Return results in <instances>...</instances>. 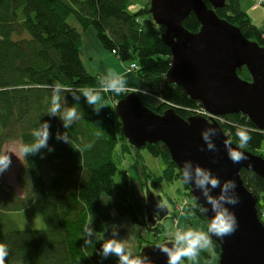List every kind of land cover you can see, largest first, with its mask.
Wrapping results in <instances>:
<instances>
[{
	"label": "trees",
	"instance_id": "obj_1",
	"mask_svg": "<svg viewBox=\"0 0 264 264\" xmlns=\"http://www.w3.org/2000/svg\"><path fill=\"white\" fill-rule=\"evenodd\" d=\"M138 1L142 0H0V152L8 140L32 143V132L43 121L50 123L48 144L53 149L22 155L15 174L20 194L0 181V242L8 245L6 264H117L115 256L99 255L105 225L112 219L111 210L118 216H129L135 224L140 225L144 219L146 222L145 204L138 202L126 172L118 166L114 150L118 139L107 115L111 110L108 94L119 100L126 93L102 92L106 106L99 114L81 96L78 110L82 118L66 129L59 117L47 113L49 86L56 82L72 90L100 87L102 76L88 71L83 63L79 27L82 31L92 30L97 43L121 62H137L134 73L145 88H156L163 101L161 108L166 107L159 106L156 112L171 106L184 118L198 115L202 104L189 97L180 85L164 82L171 62L169 47L160 37L164 29L153 22L149 0L136 10L129 9ZM240 1L225 0L216 14L263 46V30L250 21ZM205 4L209 5L208 1ZM182 24L198 31L199 22L193 13ZM237 72L240 78L250 80L244 66ZM65 97L69 105L74 103L70 93ZM217 122L237 145V128H247L251 140L244 149L264 157L256 153L264 132L246 115L225 114ZM57 132L66 133L69 143L58 140ZM144 148L175 164L162 142L149 143ZM175 174L179 176V170L167 172L165 177L170 180ZM240 176L259 197L256 208L260 211L264 202L263 178L248 169H242ZM184 188L189 190L186 183ZM112 195L115 198L109 199ZM191 205L196 215L206 221L201 205L195 200ZM91 219L95 235L86 244L83 229ZM212 249L219 251L213 240Z\"/></svg>",
	"mask_w": 264,
	"mask_h": 264
},
{
	"label": "water",
	"instance_id": "obj_2",
	"mask_svg": "<svg viewBox=\"0 0 264 264\" xmlns=\"http://www.w3.org/2000/svg\"><path fill=\"white\" fill-rule=\"evenodd\" d=\"M224 3L225 0H149L151 18L163 26L160 37L170 50L171 62L164 82L180 85L209 113L216 116L241 113L264 132V45L250 40L236 25L216 14ZM190 13L199 22L198 31L186 29L182 24ZM242 66L247 68L251 80L238 75ZM114 113L120 118L123 137L135 149L162 142L182 181L180 169L185 160L210 169L222 182L235 181L239 202L228 207L234 212L238 226L223 239L212 237L219 245L217 264H264V222L258 218L256 208L259 197L244 185L240 176L242 169H248L264 180V157L243 148L238 150L246 159L233 163L225 142H230L234 149L238 145L229 140L215 119L209 121L202 115L184 118L171 106L156 113L142 103L136 91L116 101ZM209 126L216 129L215 152L206 148L201 137L202 130ZM186 184L193 200L207 207L200 190L194 184ZM212 191L215 195L219 189ZM145 202L148 225L167 215V207L153 191L146 190ZM212 214L209 208L205 214L207 221ZM165 242L144 245L138 254H147L154 264H167L166 255L157 247Z\"/></svg>",
	"mask_w": 264,
	"mask_h": 264
},
{
	"label": "clouds",
	"instance_id": "obj_3",
	"mask_svg": "<svg viewBox=\"0 0 264 264\" xmlns=\"http://www.w3.org/2000/svg\"><path fill=\"white\" fill-rule=\"evenodd\" d=\"M49 87L51 98L47 113L50 116L59 117L64 129L69 128L74 121L82 118V114L78 110L81 96L84 98V102L91 106L94 112L99 114L100 110L106 106L102 103V92L111 91L120 94L129 90L126 74L118 73L112 69H108L101 77L100 87L98 88L87 87L72 90L65 88L59 82ZM65 93L71 94L74 103L68 104ZM50 127L48 121L39 123V127L32 132L33 142L22 144L19 149L24 157L30 154H37L45 148L49 151L53 150L48 144L51 136ZM215 135L216 129L211 126L201 132L206 148L213 152L216 151V144L213 140ZM236 135L239 140L237 149L232 148L230 142H225L228 156L233 163H239L246 159L244 153L238 149H243L251 140V135L247 128L238 127ZM56 138L69 143L64 132H57ZM8 153L7 151L0 152V173L7 171L11 165V157ZM180 171L184 183L194 184L203 195L207 207H201L200 211L207 214L210 208L213 214L208 221L206 229L177 226L171 233L169 240L157 247L166 255L167 264H183L185 260L196 264L201 251L212 246L213 236L223 239L225 236L235 232L238 222L234 212L231 211L228 205L237 204L239 196L235 192V181L227 179L222 182L210 169L195 164L190 160L183 161ZM214 189H219V192L215 195H213L212 191ZM91 223L92 219L85 224L83 229L86 244H90L92 242L91 237L95 235ZM8 251V245L0 242V264H6ZM99 255L103 258L115 256L118 258L117 264H154V261L147 254H137L133 245L127 239L119 238L115 226L113 227L112 235L107 239H103Z\"/></svg>",
	"mask_w": 264,
	"mask_h": 264
},
{
	"label": "rangeland",
	"instance_id": "obj_4",
	"mask_svg": "<svg viewBox=\"0 0 264 264\" xmlns=\"http://www.w3.org/2000/svg\"><path fill=\"white\" fill-rule=\"evenodd\" d=\"M146 2V0L133 2L129 9L136 10ZM263 3L264 1L261 2V4ZM69 22L72 23V19H69ZM103 50L106 53L110 54L109 51L105 49ZM113 58L117 63L121 62L115 54ZM98 61H100V64L110 69L108 64L109 60L107 57L99 58L96 56L91 59L84 58L83 63L88 67L91 66L92 63L97 64L95 62ZM126 64H128V62H126L125 65ZM90 71H93L92 68L90 69ZM128 89L129 90L122 93L127 94L130 91H136L142 103L154 108V112H156L155 108H158L159 106L161 108L163 101L161 100V97L156 94L155 87L146 86L145 88L144 86V88L142 89L139 86H136V84H131L128 86ZM108 96L109 107L111 108V110L107 115L108 118H111L113 122V128L115 129V133L118 139L116 147L114 148L119 160L118 166L122 171L126 172L129 187L139 203H146L145 197L147 189L148 191H153L155 195H157V193L159 192L161 196L159 202L167 207L168 213L167 215H164V217L158 223L148 225L144 219L139 225L135 224L131 220V218H129V216H118L112 209V219L105 225L106 228L104 233L102 234V237H104V239L110 237L112 235L113 227L115 226L116 231L118 232V237L120 238V225L124 224V222L129 223L130 225L132 224L133 230H131L128 235L130 238L129 242L133 245L135 252L138 254L144 245L168 241L171 233L176 229L177 226L185 228L192 227L206 229L208 221L201 220L192 210L191 204L194 200L192 198L191 190L190 188V191L184 188V181H182L181 175L178 176V174H175L172 176V178H170V180H167V178L165 177V174L167 172L169 173L173 170L178 171L177 167H174L175 164H170L161 155L153 156L152 154L148 153V151L144 147L135 149L131 144L128 143V141L123 137L122 134L120 118L117 117L114 113V104L116 101H118V98L117 96L112 97L109 94ZM154 99H156L158 103H156ZM152 101H154L156 104L152 103ZM21 145L22 144L18 140H8L4 143L1 150V152H9L8 154L11 157V165L7 169V171L0 173V181L6 183L9 186L11 185L18 194H20L21 191L20 187H18L17 185L15 174L22 162V154L19 150ZM256 153L264 154V140L262 141L261 148H259V150L257 149ZM113 198H115L114 195L109 197V199ZM258 212V218L264 221V202L261 203L260 211ZM217 261L218 253L214 252L211 246L201 251L196 264H217ZM183 264H192V262L185 260Z\"/></svg>",
	"mask_w": 264,
	"mask_h": 264
},
{
	"label": "crops",
	"instance_id": "obj_5",
	"mask_svg": "<svg viewBox=\"0 0 264 264\" xmlns=\"http://www.w3.org/2000/svg\"><path fill=\"white\" fill-rule=\"evenodd\" d=\"M240 4L243 8V10L248 14L250 21L256 25L259 29L263 30L264 32V3L259 5L257 3H254L253 0H241ZM74 22H72L73 24ZM76 25V24H75ZM77 26V25H76ZM78 27V26H77ZM79 32L81 33V40L83 43V46H81L80 53L82 54V60L84 61V58L91 59L93 57H107L108 58V64L109 68L122 74H126L127 78V86L133 84L136 86H139L140 88H144V84H142L141 79L138 77L137 73H134L132 71H129L127 69V65H125L126 62H119L117 63L116 60L113 58L114 54L106 53L103 48L100 46L99 43H97L94 32L92 30H85L82 31L78 27ZM97 64L92 63L91 66H86L87 70L90 71L92 68L93 73H97L101 76H103L108 68L102 64H100V61L95 62ZM159 194V192H158ZM120 228V227H119Z\"/></svg>",
	"mask_w": 264,
	"mask_h": 264
},
{
	"label": "built area",
	"instance_id": "obj_6",
	"mask_svg": "<svg viewBox=\"0 0 264 264\" xmlns=\"http://www.w3.org/2000/svg\"><path fill=\"white\" fill-rule=\"evenodd\" d=\"M253 1H254V3L261 4V2H263L264 0H253ZM127 69L129 71H135L136 69H138L137 62H135V61L134 62H128ZM196 114H198L200 116L201 115L204 116L209 121H211L212 119H215L216 121L218 119L219 120L221 119V116H216L214 114L209 113L208 111H206V109L203 106H201L200 110H197Z\"/></svg>",
	"mask_w": 264,
	"mask_h": 264
},
{
	"label": "bare ground",
	"instance_id": "obj_7",
	"mask_svg": "<svg viewBox=\"0 0 264 264\" xmlns=\"http://www.w3.org/2000/svg\"><path fill=\"white\" fill-rule=\"evenodd\" d=\"M154 101L158 103L156 99H154ZM154 101H152V103L156 104ZM119 230H120V233H119L120 238L127 239L129 241L130 238L128 235H129V232L133 230V225L132 224L130 225L129 223L124 222V224L120 225Z\"/></svg>",
	"mask_w": 264,
	"mask_h": 264
},
{
	"label": "flooded vegetation",
	"instance_id": "obj_8",
	"mask_svg": "<svg viewBox=\"0 0 264 264\" xmlns=\"http://www.w3.org/2000/svg\"><path fill=\"white\" fill-rule=\"evenodd\" d=\"M249 78H250V77H249ZM250 80H251V79H250ZM156 197H157V199L160 201V199H161L160 194L157 193ZM146 220H147V218H146ZM158 222H159V221H156L155 223H158Z\"/></svg>",
	"mask_w": 264,
	"mask_h": 264
}]
</instances>
